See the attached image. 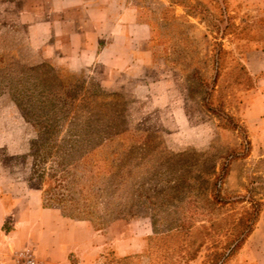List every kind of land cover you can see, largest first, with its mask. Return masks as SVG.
Here are the masks:
<instances>
[{
    "label": "rangeland",
    "instance_id": "1",
    "mask_svg": "<svg viewBox=\"0 0 264 264\" xmlns=\"http://www.w3.org/2000/svg\"><path fill=\"white\" fill-rule=\"evenodd\" d=\"M133 1L150 32L139 31V59L123 68L121 59L100 61L83 50L68 56L66 36L54 35L51 24L59 13L49 0H0V199L8 212L0 264H14L31 241L38 256L54 264L209 261L225 238L208 222L188 235L169 228L191 216L185 207L191 205L192 178L210 181L202 171H218L231 151L236 157L225 190L246 195L252 180L255 197L264 199V109H255L257 78L242 60L246 51L264 47L260 0ZM53 71L59 82L50 80ZM53 88L61 97L47 95ZM118 117L127 131L117 138L120 147L95 152L93 165L82 163L86 150L66 159L67 168L78 166L76 188L109 220L102 228L84 220L88 233L74 228L78 220L56 205L43 206L54 182L31 176V166L46 157L43 166L49 168L58 146L85 138L91 129L107 131ZM39 121L56 122L59 131L37 132L33 124ZM130 144L133 156L111 170L103 157L114 158L112 150L124 155ZM248 205H227L218 216L235 219ZM74 234L81 236L76 247L59 246ZM97 237L106 245L85 249L98 244Z\"/></svg>",
    "mask_w": 264,
    "mask_h": 264
},
{
    "label": "trees",
    "instance_id": "2",
    "mask_svg": "<svg viewBox=\"0 0 264 264\" xmlns=\"http://www.w3.org/2000/svg\"><path fill=\"white\" fill-rule=\"evenodd\" d=\"M50 80L59 82L58 75L53 71L50 73ZM47 94L49 97L57 98L61 97L60 90H49ZM68 94V93H67ZM69 97L75 99V96ZM50 99V98H49ZM72 107H69V110ZM76 111H81L79 108H75ZM120 117L116 119V122L112 123L113 126L108 128L107 131L97 132L90 130L91 132L83 139L71 140L69 144L60 145L52 154L51 163L49 168L43 166L47 158L37 159L32 163L31 176H37L40 180H43L45 176H49L54 186L44 193L43 206L52 207L56 205L64 216H68L77 220H86L96 227H104L108 224L109 220H105L102 216H99L95 210H92L91 204L88 202L91 199L87 198L83 194L81 189H77L79 185L80 176L77 174V164L67 168V165L71 162L67 161L68 157H72V151H87V156H84L82 161L85 165H93L95 160L91 158L92 154L97 151H103L109 147L115 149L120 147L122 143L117 141V138L127 131L123 129L122 122H119ZM58 123L49 124V122H35L33 127L37 132L50 133L55 136L59 131ZM234 126V124H233ZM94 129V128H93ZM135 145L130 144L127 146V153H119L116 150H112L111 153L115 155L114 158L104 156L103 160L109 158V165L111 170L116 168L117 161L130 158L133 156ZM236 157L235 154L229 152L224 158L221 167L218 171L202 172L211 176V180L207 181L201 176L191 177L193 182L188 185L187 196L191 200L190 206L185 207L186 210L190 208L191 216L183 219H179L174 222V225L169 230L175 232H182L188 235L194 228L203 229L207 228L204 222H208V229L214 232L216 235H222L225 238L224 242L217 250L213 249L210 260H204L202 264H225L230 257L242 246L247 237L254 230L255 225L259 219L261 211L264 209V199L255 197L254 181H249V187H246V195L231 194L224 188L225 179L228 175L229 166L231 161ZM81 171V170H80ZM114 172V171H113ZM249 205L242 208L243 213L235 219L221 220V216H218L225 206L233 203H245ZM196 216L200 218H196ZM196 223H199L196 226ZM168 230V231H169ZM213 246L215 244H212ZM199 248L205 246L204 242H199ZM215 248V247H214ZM208 249V248H206ZM207 255H205L206 257Z\"/></svg>",
    "mask_w": 264,
    "mask_h": 264
},
{
    "label": "crops",
    "instance_id": "3",
    "mask_svg": "<svg viewBox=\"0 0 264 264\" xmlns=\"http://www.w3.org/2000/svg\"><path fill=\"white\" fill-rule=\"evenodd\" d=\"M49 4L53 12L59 13V17L54 18L51 25L57 30L54 35L66 36L68 56L83 50L100 61L121 59L124 61L123 68L133 66L139 59L134 51L141 41L138 33L145 29L147 31L143 33L148 36L150 25L140 18L138 6L133 0H49ZM64 13L69 16L62 17ZM117 53L120 54L117 56ZM242 60L249 73L257 78L259 96L256 97V102L259 101L260 104H255V109L261 112L264 109V103H261V99H264V47L246 51ZM7 213L0 199V233ZM57 216L63 218L59 214ZM77 222L79 224H74V228L81 227L82 230L91 232L86 221ZM80 238L81 236L74 234L66 243H58L61 248H74ZM96 241L98 244L90 242L85 249L97 250L106 245L99 237ZM115 248L121 251V246ZM225 264H264V209L254 230Z\"/></svg>",
    "mask_w": 264,
    "mask_h": 264
},
{
    "label": "built area",
    "instance_id": "4",
    "mask_svg": "<svg viewBox=\"0 0 264 264\" xmlns=\"http://www.w3.org/2000/svg\"><path fill=\"white\" fill-rule=\"evenodd\" d=\"M264 15V0H260ZM14 264H54L42 259L37 254V248L33 241L24 246L16 253Z\"/></svg>",
    "mask_w": 264,
    "mask_h": 264
}]
</instances>
